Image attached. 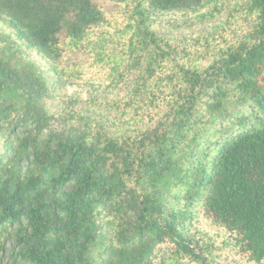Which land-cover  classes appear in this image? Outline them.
<instances>
[{
    "label": "trees",
    "instance_id": "1",
    "mask_svg": "<svg viewBox=\"0 0 264 264\" xmlns=\"http://www.w3.org/2000/svg\"><path fill=\"white\" fill-rule=\"evenodd\" d=\"M213 1L0 0V264H264V0H244L255 19L244 41L154 77L175 51L152 18ZM99 2L132 4L123 56H153L154 83L136 89L164 109L134 136L47 109L26 54L62 85L82 76L69 53L95 52L121 79L130 66L86 48L109 24Z\"/></svg>",
    "mask_w": 264,
    "mask_h": 264
},
{
    "label": "rangeland",
    "instance_id": "2",
    "mask_svg": "<svg viewBox=\"0 0 264 264\" xmlns=\"http://www.w3.org/2000/svg\"><path fill=\"white\" fill-rule=\"evenodd\" d=\"M99 4L109 24L89 38L86 48L98 50L101 45L105 62H111L113 58L120 59L125 66H121L118 72H123L126 66H130L121 79L119 75L113 74L110 64L97 63L98 56L95 52L69 53L68 58L78 65L82 76L80 80L62 85L57 83L43 59L33 52L28 51L26 54L43 76L49 94L45 102L47 109H51L59 117L65 111L78 113L85 116L93 127H102L116 135L134 136L147 128L151 119L164 109L160 101L150 103L146 97L147 88L140 91L136 89V85L141 87L143 84L142 79H146L147 86L154 83V78L150 77L153 56L149 54V50L137 53L134 57H129L128 54L123 56L130 37V32H125L128 18L124 9L132 8V4ZM254 21L244 0H215L196 14L154 16L151 28L160 44L165 51H175L161 68L153 67L154 77L170 75L176 64L199 68L208 66L220 51L244 41L252 30ZM100 33L102 36L97 38ZM9 34L10 29L0 22V45L6 43L5 39ZM155 57L157 61L158 57ZM103 224L107 235H111V221H104ZM200 224L204 229L209 228L203 221ZM240 263L253 264L245 260H240Z\"/></svg>",
    "mask_w": 264,
    "mask_h": 264
}]
</instances>
